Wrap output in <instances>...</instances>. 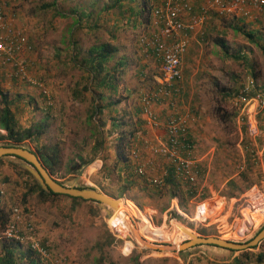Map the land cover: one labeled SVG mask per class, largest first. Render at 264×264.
Returning a JSON list of instances; mask_svg holds the SVG:
<instances>
[{
  "label": "rangeland",
  "instance_id": "374dc122",
  "mask_svg": "<svg viewBox=\"0 0 264 264\" xmlns=\"http://www.w3.org/2000/svg\"><path fill=\"white\" fill-rule=\"evenodd\" d=\"M2 1L6 3V10L15 14L16 23L32 42L31 73L42 80L43 88L50 97L47 104L36 86L12 78L9 69L0 72V96L4 95L10 101L17 124L21 127L42 126L36 144L25 141L21 145L33 153L41 145L55 146L59 165L51 177L67 185L75 183L73 179H67L69 175H74L69 167L80 160L87 162V166L80 169L83 174L80 173L82 175L76 180L77 184L89 185L112 197L124 187L125 172L122 170L118 174L113 166L118 152V132L110 127V117L122 119L125 127L134 123L136 117L139 119L140 93L157 87V69L152 59L141 54L136 44L140 33H149L153 29L152 17L147 23L138 22L135 26L131 18L126 22V6L138 8V0H123L119 8H111L114 0ZM82 12L86 15H80ZM255 15L249 19L211 14L203 26V35L192 38L182 58L181 78L170 87V95L175 94L170 97L174 105L170 107L162 102L155 106L161 109L158 118L160 130H163L160 123L170 113L196 117L189 121L187 134L194 143L192 154L199 158L198 195L186 198L182 189L170 195L169 187H154L147 183L145 179L148 175L164 176L167 169L157 153L159 144L164 140L159 137L163 131L157 132L159 136L155 138H152L151 131L156 126L144 124L143 128L134 131L131 151L135 155L130 152L129 157V164L133 166L130 177L133 179H129L130 186L126 188L124 197L116 198V202L119 203L121 198L130 204L128 208L121 206L132 217L135 229L140 230L143 224L149 231L157 233L139 236L145 242L172 247L193 236H212L245 243L264 226V204L261 211H254L250 218L255 227L242 237L241 232L236 230L237 226L236 238H231L217 231L215 225L219 222H214L222 215L221 219L230 224L233 215H236L241 203L238 198L249 190L238 193L230 184L235 181L238 186L244 185V180L236 179L241 171H245L247 182L251 181L264 194L263 155L259 158L250 150L248 138L237 125L231 104L237 91L250 79L261 88L264 96V4ZM77 17L81 20L75 23ZM136 21H140L139 17ZM247 33L251 36L248 37ZM100 42H107L116 48L108 62L111 68L118 57L123 58L124 64L117 77L116 91L102 90L107 100L110 97L117 103L113 109H104L100 116L93 114L89 117L98 89L89 83L80 61L86 56L89 46ZM76 47L74 56L73 48ZM261 114L257 118L260 130L264 132V112ZM96 123L101 124L99 129L103 132V143L94 154L92 145L97 137L94 133ZM3 133L0 129V135ZM4 141L0 139V145ZM1 160L0 232L2 220L6 219L11 205L30 210L37 241L46 251L45 256L37 255L42 264H235L232 257H238L244 264L262 262L256 261V247L229 251L205 244L182 250L153 249L142 244L128 246L125 237L131 235L127 234V227L111 210L108 213L110 217L119 220L115 230L125 235L111 232L103 215L105 210L101 211L102 216L93 211L94 207L103 209L96 202L74 203L61 196L46 198L39 196L37 191L27 194L23 201V194L35 180L30 173L26 175L23 172L26 170L16 163L17 159L5 156ZM102 163L103 172L100 170ZM138 164L145 170L143 175L134 172V166L136 168ZM150 193L152 196H147ZM206 201L215 202L213 211L216 213V217L207 222L204 203L198 205ZM222 204V211L217 214ZM195 211L196 218L203 224L192 219ZM171 220H178L183 226L175 229ZM111 237L113 241L108 242ZM3 241L0 238V246ZM27 245L25 240L18 244L16 255L25 252ZM262 247L264 239L258 248ZM242 251H247V258ZM23 262L29 264L27 259Z\"/></svg>",
  "mask_w": 264,
  "mask_h": 264
},
{
  "label": "built area",
  "instance_id": "2783aa9c",
  "mask_svg": "<svg viewBox=\"0 0 264 264\" xmlns=\"http://www.w3.org/2000/svg\"><path fill=\"white\" fill-rule=\"evenodd\" d=\"M263 4L264 0H158L157 5L152 9L153 29L149 33H140L136 40L141 54L148 55L152 59L158 72L157 87L140 93L138 98L140 114L145 125L151 127V124H159V117L154 108L157 104L165 102L170 107L174 105L170 97L175 94L170 95L172 94L170 87L181 78L182 58L192 38L203 35V26L208 17L216 14L251 19L256 16L255 14L260 11ZM32 46L25 30L16 23L15 14L7 11L5 1L0 0V72L3 69H9V75L12 78L36 86L45 102L49 104L50 97L47 90L43 88L42 80L31 73ZM231 104L236 123L248 138L250 150L260 158L264 155V132L260 130L257 118L258 114L264 112V96L261 88L250 79L242 89L237 91ZM195 118L190 114L179 115L176 112L166 115L160 123L164 140L157 149V153L174 177L193 188L197 184L199 158L192 154L194 146L189 145L190 142L188 143L186 139L189 136L187 134L189 121ZM182 150L186 152L182 153ZM132 154L135 155L134 151ZM135 173L143 175L145 173L143 166L138 164ZM145 180L150 185L159 187L163 184V175H148ZM248 189L238 198L241 203L230 224H227L225 219H221L222 215L214 219V222H219L215 225L216 230L227 237L236 238L235 227L238 226L244 209H247L250 214L264 204V194L259 192L255 184ZM198 192L196 186L194 196L198 195ZM202 203L204 202L198 205ZM222 206L223 204L216 211L217 214L222 211ZM180 214L183 213L180 212ZM192 219L203 224L196 218V211ZM33 221V213L30 210L11 205L0 232V238L17 244L25 240L28 244L27 248L33 250L39 257L45 256V249L37 241L36 226ZM254 227L255 222H251L247 229L241 232L240 237Z\"/></svg>",
  "mask_w": 264,
  "mask_h": 264
},
{
  "label": "trees",
  "instance_id": "16d2710c",
  "mask_svg": "<svg viewBox=\"0 0 264 264\" xmlns=\"http://www.w3.org/2000/svg\"><path fill=\"white\" fill-rule=\"evenodd\" d=\"M129 1H134V0H129ZM157 3H158V0H138V8L132 5H127L126 8L128 11V16L126 18V22L127 21L129 22L131 18V23L133 26H135L136 24H139L138 22L147 23L148 21H150L152 17V9L154 8L155 5H157ZM122 4H123V0H114L113 3H111V8L112 7L119 8L122 6ZM80 15H86V13L82 12V14ZM136 17H139L140 21H136ZM80 20H81L80 17H77V19L75 20V23ZM247 36L250 37L251 34L247 33ZM115 51H116L115 46L107 42L96 43L88 47L86 56L80 61L81 62L80 66H82V68L84 69V72H86L88 75L89 83H92L98 89L97 90L98 92L96 91V94H95L96 96L93 97V99L96 100V103L90 106V115H88L89 117L93 114L100 116L104 109L106 108L113 109V105L117 103L116 100L112 101L110 97L107 100L105 95L102 93L103 89H109L112 92L116 91V85H117V80H118L117 77H118V74L120 73L121 66L124 64V60L122 57H118L115 60L114 67L111 68L108 65V62L112 58L113 56L112 54ZM76 53H77V47L73 48L74 56L76 55ZM82 88L86 89V87L84 86H82ZM75 93H78V91H75ZM0 98H1L0 129L4 131V133L0 135V139L5 140L4 143H2L1 145L21 146V144L25 141L36 144L38 141V137L42 131L41 124H34V125H29L27 127H21L16 122L13 111L11 109L10 101L7 100L4 95H1ZM138 114H139V119L138 117H136V121L134 123H130L126 127H125L126 123L122 121V119L119 120L115 117H110V127L118 132L116 135V138L118 140V148H117L118 152L116 153L113 166L116 169L118 174L120 173V171L122 172V170H124L123 172H125V177L123 178L124 187H121L120 189H118L116 194L112 196L113 198L124 197L126 188L130 186L131 181L129 179H133L130 177L131 175L130 173L133 170V166L129 164V157H130V152H132L131 151L132 144L134 143V140H135L134 131L141 129L144 126V120L142 116L140 115L139 108H138ZM100 126L101 124L99 123H96L94 125V133L97 135L92 145L94 154L98 152L99 149L102 148L103 132H102V129L101 130L99 129ZM186 140L188 141V143L190 142L189 145L192 146L193 144L194 146V143L192 140H190L189 136H187ZM8 141H12V142L8 143ZM185 152L186 151L182 150V153H185ZM36 155L40 163L42 164V166L48 172V174L52 176L53 173L57 170L58 165H59L58 153H57V149L55 148V146L45 147L41 145L37 147ZM263 160H264V155H263ZM0 162H2L1 158H0ZM84 162L85 161L80 160V162L73 163L69 167V170L73 171L79 168L80 165H82V163ZM104 169H105L104 163H102L100 170L103 172ZM23 172L26 173V175H29L27 171H23ZM134 172H135V166H134ZM236 179L245 181L244 185L242 186H238V184L235 181H232L230 183L235 187L238 193L244 192L251 185H253L251 181L247 182L248 179H247L245 171H241V173L238 175ZM35 182H32L31 186L23 194V197H22L23 201L27 194L34 192V191H37V194H39V196L41 197L55 198L57 196H61V197L69 198L74 203L78 201H88L89 200V199H82L80 197H72L66 194L53 193L49 190L43 189L41 186H39ZM164 186L169 187L171 189L170 195H174L176 194L178 190L180 191L182 189L186 193V198L194 197L195 188H196V186L195 188H193L188 183H184L180 181L179 179H176L168 167L163 176V184L159 187H164ZM148 195L152 196V193L147 194V196ZM90 202H95V201L90 200ZM118 202L120 203V205L125 206L127 208L131 207L130 204L124 199L120 198ZM204 203L205 204H203V208L206 210L205 221L207 222L208 220L213 218L216 214L213 211L215 202L207 201ZM73 206L74 205H72L71 207ZM111 210H113L117 214V216L121 219L123 225L127 227V230H128L127 234L130 233L127 224L125 223L123 218L120 216V214L115 209H111ZM93 211L98 216L99 215L102 216L101 211H103V209H100V208L95 209L94 207ZM103 215L106 216V222L108 223L109 228L111 229V232H115L116 235L117 234L125 235L115 230V228L119 224V220H117L114 217H110L109 214L106 215L105 211H103ZM252 220L253 219L248 218L244 221L246 223L251 224ZM171 223L174 224L175 229H178L177 227L183 226V224L178 220H172ZM4 224H5V219L2 220V227L4 226ZM141 226L143 227V228L141 227L139 228L140 229L139 231L141 234L145 233L147 236L157 234L154 231H149V229H147L145 225L141 224ZM113 239L114 238L111 237L107 240L108 242H112ZM125 243L128 244V246H138L137 242L134 240L132 235L130 237L129 236L125 237ZM256 246H252L250 248H255ZM17 247H18V244L12 241H5L4 243H2L0 246V249L2 250V252H0V264H25L23 262V259H27L29 264H42L37 254L29 248H26L25 252L19 253V255H16L15 251ZM227 250L232 251L230 249H227ZM242 252L244 254V258H247V255H246L247 251H242ZM255 258H256V261L260 262L264 258V254L257 253L255 255ZM233 261L235 264H244L238 257H234Z\"/></svg>",
  "mask_w": 264,
  "mask_h": 264
},
{
  "label": "water",
  "instance_id": "95a60500",
  "mask_svg": "<svg viewBox=\"0 0 264 264\" xmlns=\"http://www.w3.org/2000/svg\"><path fill=\"white\" fill-rule=\"evenodd\" d=\"M11 157L17 159L16 163L23 167L28 173L31 174L36 183L41 186L43 189L49 190L53 193L66 194L72 197H80L82 199H89L97 202L99 206L105 210L106 215L111 211V209H115L117 207L116 201L118 199L112 198L97 188H92L89 185L80 186L77 184L76 180L83 174L80 169H83L87 166V163L80 165L79 168L72 171L74 175H69L67 179H73V184L67 185L64 183H59L57 180L53 179L46 169L40 163L36 153L29 150L27 147L21 146H3L0 145V158L2 157ZM82 173V174H80ZM106 206V207H104ZM135 235V234H134ZM138 239V237L136 236ZM262 239H264V226L260 229V231L249 241L245 243H236L227 240H223L220 238L208 236V237H196L189 239L183 243L177 244L175 246L169 247L164 245H155L149 242H145L139 237V244H142L146 247L153 249H176L182 250L188 247L205 244V245H214L217 247H222L230 250H245L252 246L257 245Z\"/></svg>",
  "mask_w": 264,
  "mask_h": 264
},
{
  "label": "crops",
  "instance_id": "0c3cea01",
  "mask_svg": "<svg viewBox=\"0 0 264 264\" xmlns=\"http://www.w3.org/2000/svg\"><path fill=\"white\" fill-rule=\"evenodd\" d=\"M154 108H155V110H156V112L158 114V117H159V114H160L159 110H161V109H157L156 107H154ZM152 126H156V128L153 129ZM151 127H152V131L151 132L153 134L152 138H155L156 136H159V134H157V132L162 133V131H163V130L158 129V127H161V126H158V124H156V125L155 124H151ZM159 137L164 139V133H163V135H160ZM242 212H243L242 213L243 217L238 221V226H237V229H236L239 232L245 231L247 229V226L250 224V223H246L244 220H246L248 218H251L253 216V214H255L254 211L249 214L247 209H244ZM259 244H260V242L257 244V246L255 245L256 246V250H257L256 254L257 253H263L264 254V248L262 247V249H259L258 248ZM0 252H2L1 249H0ZM232 258H234V257H232ZM260 264H264V258L262 259V262H260Z\"/></svg>",
  "mask_w": 264,
  "mask_h": 264
},
{
  "label": "bare ground",
  "instance_id": "6f19581e",
  "mask_svg": "<svg viewBox=\"0 0 264 264\" xmlns=\"http://www.w3.org/2000/svg\"><path fill=\"white\" fill-rule=\"evenodd\" d=\"M207 202V201H206ZM117 203V202H116ZM262 209V205L260 207V209H255L254 211H261ZM115 210L120 214V216L123 218V220L125 221V223L127 224L129 231L132 235V237L134 238V240L137 242V244L139 245V236H143L140 231L137 229H135V223L132 220V217L126 212L124 211L123 207L120 205V203H117V207L115 208ZM264 211V210H263ZM243 217V215H242ZM172 221V220H171ZM135 234V235H134ZM136 236L138 237V239L136 238ZM144 237V236H143ZM146 239H148L147 237H145Z\"/></svg>",
  "mask_w": 264,
  "mask_h": 264
}]
</instances>
